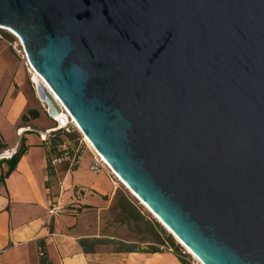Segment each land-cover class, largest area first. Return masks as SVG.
Here are the masks:
<instances>
[{
    "label": "water",
    "instance_id": "water-1",
    "mask_svg": "<svg viewBox=\"0 0 264 264\" xmlns=\"http://www.w3.org/2000/svg\"><path fill=\"white\" fill-rule=\"evenodd\" d=\"M1 27L203 264H264V0H0Z\"/></svg>",
    "mask_w": 264,
    "mask_h": 264
},
{
    "label": "crops",
    "instance_id": "crops-1",
    "mask_svg": "<svg viewBox=\"0 0 264 264\" xmlns=\"http://www.w3.org/2000/svg\"><path fill=\"white\" fill-rule=\"evenodd\" d=\"M10 44L0 33V264H41V241L51 264H182L173 251L116 253L102 243L83 248V239H117L105 236L103 219L118 182L89 152L76 169L50 173L46 141L52 119L32 92L29 71L15 64ZM30 110L40 117L24 122ZM44 119L45 125L36 124ZM23 140L26 152L10 172ZM57 202L68 209L53 216Z\"/></svg>",
    "mask_w": 264,
    "mask_h": 264
},
{
    "label": "rangeland",
    "instance_id": "rangeland-1",
    "mask_svg": "<svg viewBox=\"0 0 264 264\" xmlns=\"http://www.w3.org/2000/svg\"><path fill=\"white\" fill-rule=\"evenodd\" d=\"M12 31L8 30H1L0 33L5 36L6 40L9 43H12V46L15 44V49L11 46L10 50L14 54L15 64L20 67L24 72L29 71V73L33 74L29 65L28 58L26 56L24 47L22 46V43L20 42V39L11 33ZM31 69V70H30ZM33 84V85H32ZM32 92L40 104V108L42 111L47 109V106L43 104L40 99L38 98L36 86L34 83H30ZM48 119H44L41 121L36 122V124H39L40 126L45 125L44 123L47 122ZM51 129H56V132H59L61 130H65V134H62L61 139L65 143L62 146H59L56 151H51V158H58L60 161L53 165L54 169H58L59 173L65 172V169L69 168L72 164V158L69 156H64L63 151L65 149L75 148L76 150H81L82 156L89 152L93 156H96L98 160L100 161V158H102L97 151L93 148V146L90 144V142L84 137L78 126L74 123V121L71 119L68 123L67 127L63 129H58L59 125L56 121L50 120L49 121ZM54 132V133H56ZM52 133L49 134L48 140L52 139ZM100 157V158H99ZM102 160L105 162V160L102 158ZM106 163V162H105ZM108 165V164H107ZM113 178L118 182V190H117V197L114 198V201L111 203V205L108 207L107 211L105 212L104 219H103V233L105 236H114L117 239L122 240L123 242L127 243H140L142 248H146V245L144 243H141L140 241H143L144 238L147 239H154V234L146 225L147 220H154L157 223L160 224V226L165 230V232L170 235L173 240L176 242L178 247L180 248V252L183 255L185 261L188 264H203L201 260H199L191 251H189L172 233L171 231L166 228L160 220L149 210V208L138 199V197L131 192V190L128 188V186L121 181V179L115 174V172H112V170L104 165ZM124 197H127L131 204L135 205V207L138 209V211L141 213L142 220L139 225H136L132 222H130L122 213V211L119 209L118 202L123 199ZM64 203V202H63ZM66 205V209H68V205ZM70 207V206H69ZM164 241V240H163ZM162 249L166 251H172L169 250L166 243L164 245L160 246Z\"/></svg>",
    "mask_w": 264,
    "mask_h": 264
},
{
    "label": "trees",
    "instance_id": "trees-1",
    "mask_svg": "<svg viewBox=\"0 0 264 264\" xmlns=\"http://www.w3.org/2000/svg\"><path fill=\"white\" fill-rule=\"evenodd\" d=\"M40 117V112L38 110H30L27 115L23 116V121L28 122L30 120H35ZM65 130H61L59 132H56L52 134V139H49L46 141L47 146V155L49 159V171L50 173L54 169L52 165V161L55 159L51 158V151L56 149L59 146L64 145L65 143L62 141L61 136L62 134H65ZM26 148L24 147V140L21 144V147L19 148L18 152L14 157L9 161L10 163V172L14 170L22 156L25 154ZM65 152H67V155L70 158L81 159L82 153L81 150H76L75 148L69 147V149H65L63 151V155L65 156ZM80 163V162H79ZM78 164L71 165L72 169H76ZM119 209L122 211L123 215L132 223L139 225L141 223V220L143 219L141 216V213L138 211V209L135 207V205L131 204L130 200L127 197H124L118 202ZM146 225L154 234V239L150 240L147 238H144L143 241H140L141 243H144L146 245V248H142L140 243H127L123 242L120 239H83L81 240V245L87 252L90 250V245H96V244H112L114 246V252L116 253H135V252H141V253H148V254H155V253H163L166 250L162 249L160 246L164 245V243L167 244L169 250H172L173 253L177 256L179 261L182 264H188L183 255L180 252V248L176 244V242L173 240V238L168 235L165 230L160 226L159 223H157L154 220H147ZM164 240V241H163ZM41 246V264H51L48 252L45 247L44 242H40Z\"/></svg>",
    "mask_w": 264,
    "mask_h": 264
},
{
    "label": "built area",
    "instance_id": "built-area-1",
    "mask_svg": "<svg viewBox=\"0 0 264 264\" xmlns=\"http://www.w3.org/2000/svg\"><path fill=\"white\" fill-rule=\"evenodd\" d=\"M1 30H3V29H1ZM21 42V41H20ZM11 45H12V43H11ZM14 49H15V44L12 46ZM29 65H30V67H32L31 66V64L29 63ZM31 69H33V68H31ZM30 69V70H31ZM34 70V69H33ZM65 156H68L67 155V152H65ZM100 158V157H99ZM60 161V159H58V158H55L53 161H52V165H56L58 162ZM80 162V159H75V158H73L72 159V164L71 165H73V164H78ZM100 163H102L103 165H106L107 167H109L108 165H107V163H105L103 160H102V158H100ZM113 172V171H112ZM66 210V205H64V203L63 202H57L56 204H53L52 206H51V208H50V214L51 215H58V214H62V213H64V211Z\"/></svg>",
    "mask_w": 264,
    "mask_h": 264
},
{
    "label": "bare ground",
    "instance_id": "bare-ground-1",
    "mask_svg": "<svg viewBox=\"0 0 264 264\" xmlns=\"http://www.w3.org/2000/svg\"><path fill=\"white\" fill-rule=\"evenodd\" d=\"M1 28H3V27H1ZM3 29H5V30H10V29H8V28H3ZM10 31H12V30H10ZM12 33H14L13 31H12ZM15 34V33H14ZM32 72L34 73V75H35V79H36V81L37 82H39L38 80L41 78L39 75H38V73L35 71V70H32ZM40 81H41V79H40ZM60 118H65L66 120H68L69 122H70V120L72 119L73 120V118H72V116L68 113V111H64V113H63V115L62 116H59V119ZM74 121V120H73ZM74 123H75V121H74ZM76 124V123H75ZM87 139V138H86ZM98 153V152H97ZM99 154V153H98ZM100 155V154H99ZM106 162V161H105ZM107 163V162H106ZM116 174V173H115ZM117 175V174H116ZM118 176V175H117ZM119 177V176H118ZM120 178V177H119ZM121 179V178H120ZM121 181L123 182V183H125L122 179H121ZM147 206V205H146Z\"/></svg>",
    "mask_w": 264,
    "mask_h": 264
}]
</instances>
